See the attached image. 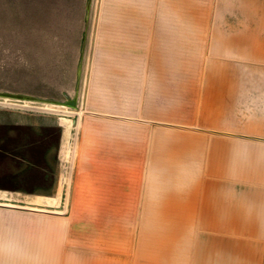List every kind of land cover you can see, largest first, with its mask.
I'll list each match as a JSON object with an SVG mask.
<instances>
[{
    "label": "crops",
    "instance_id": "1",
    "mask_svg": "<svg viewBox=\"0 0 264 264\" xmlns=\"http://www.w3.org/2000/svg\"><path fill=\"white\" fill-rule=\"evenodd\" d=\"M105 2L81 102H0L58 133L28 264H264V0Z\"/></svg>",
    "mask_w": 264,
    "mask_h": 264
},
{
    "label": "rangeland",
    "instance_id": "2",
    "mask_svg": "<svg viewBox=\"0 0 264 264\" xmlns=\"http://www.w3.org/2000/svg\"><path fill=\"white\" fill-rule=\"evenodd\" d=\"M105 7V0H0V102L27 111L81 102ZM57 143L52 127L0 125V264H28V240L37 236L28 214L66 212L42 199L60 196L47 190L57 177Z\"/></svg>",
    "mask_w": 264,
    "mask_h": 264
},
{
    "label": "bare ground",
    "instance_id": "3",
    "mask_svg": "<svg viewBox=\"0 0 264 264\" xmlns=\"http://www.w3.org/2000/svg\"><path fill=\"white\" fill-rule=\"evenodd\" d=\"M0 196H2V192H0ZM12 205H14V204H12Z\"/></svg>",
    "mask_w": 264,
    "mask_h": 264
},
{
    "label": "water",
    "instance_id": "4",
    "mask_svg": "<svg viewBox=\"0 0 264 264\" xmlns=\"http://www.w3.org/2000/svg\"><path fill=\"white\" fill-rule=\"evenodd\" d=\"M68 105H72V103H67Z\"/></svg>",
    "mask_w": 264,
    "mask_h": 264
}]
</instances>
